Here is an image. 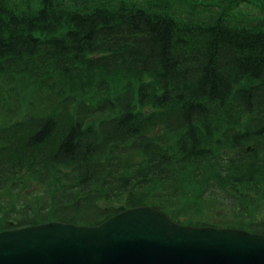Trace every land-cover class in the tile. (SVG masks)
<instances>
[{
	"label": "trees",
	"instance_id": "1",
	"mask_svg": "<svg viewBox=\"0 0 264 264\" xmlns=\"http://www.w3.org/2000/svg\"><path fill=\"white\" fill-rule=\"evenodd\" d=\"M209 1L0 0V233L148 206L264 235V2Z\"/></svg>",
	"mask_w": 264,
	"mask_h": 264
},
{
	"label": "water",
	"instance_id": "2",
	"mask_svg": "<svg viewBox=\"0 0 264 264\" xmlns=\"http://www.w3.org/2000/svg\"><path fill=\"white\" fill-rule=\"evenodd\" d=\"M0 264H264V235L185 226L144 206L94 227L50 222L3 231Z\"/></svg>",
	"mask_w": 264,
	"mask_h": 264
},
{
	"label": "rangeland",
	"instance_id": "3",
	"mask_svg": "<svg viewBox=\"0 0 264 264\" xmlns=\"http://www.w3.org/2000/svg\"><path fill=\"white\" fill-rule=\"evenodd\" d=\"M136 1H138V2H142V1H144V0H136ZM150 1H152V2H164L165 0H150ZM168 1V0H167ZM196 1H200V3H202V4H204V5H207V4H211L210 3V1L209 0H196ZM248 1H250V2H254V3H256L257 5H261L263 2H264V0H248ZM139 5V4H138ZM242 9H244V10H248V11H253V8L252 7H250L249 5H244L243 7H242ZM182 208V207H181ZM163 214H165V213H163ZM182 214H185V215H187V211H184V209H181V210H178V211H173L170 215H171V220H175L177 217H180V215H182ZM166 215V214H165ZM191 215L193 216V217H196V215L194 214V212L192 211L191 212ZM221 218H220V216H217V215H215L213 218H211V220H214V221H216V222H218L219 220H220ZM174 222H176L177 223V221H174Z\"/></svg>",
	"mask_w": 264,
	"mask_h": 264
}]
</instances>
